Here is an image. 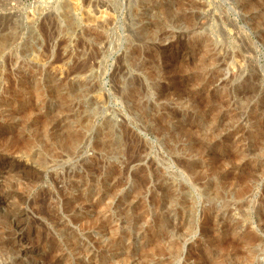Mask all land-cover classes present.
Listing matches in <instances>:
<instances>
[{"label":"rangeland","instance_id":"1","mask_svg":"<svg viewBox=\"0 0 264 264\" xmlns=\"http://www.w3.org/2000/svg\"><path fill=\"white\" fill-rule=\"evenodd\" d=\"M66 1L0 0V264H264V0Z\"/></svg>","mask_w":264,"mask_h":264},{"label":"bare ground","instance_id":"2","mask_svg":"<svg viewBox=\"0 0 264 264\" xmlns=\"http://www.w3.org/2000/svg\"><path fill=\"white\" fill-rule=\"evenodd\" d=\"M66 2H68L67 3V6H72V7H76V5H77V3H76V1L75 0H68V1H66ZM238 3V2H237ZM209 2L207 1V0H205V1H201V2H195V1H191V4H190V6L193 8V7H197L199 10H203V11H206V7H208L209 6ZM66 6V7H67ZM187 5L185 4V2L183 1V0H168V3L165 5V19H159L158 21H157V23H156V25H158L161 29V31H162V33H164L165 35H178V37L180 36H183V34H185V33H177V32H175L174 30L176 29H174L173 31H171V30H168V29H166L165 28V26L167 25V23L169 22H171L174 26H177L178 27V25H179V23H186L187 24V26H189V29L190 28H192L194 25H195V23H196V21L198 22V20L202 17V13H201V11L200 12H198V11H193V10H191L190 8L188 9V6L186 7ZM105 7V6H104ZM110 7V6H109ZM109 7H107V8H103V10H99L100 12H99V14L98 15H94L93 17H89L88 19H87V21H90V22H92V23H96V24H101V26H103V28H104V31L107 29L108 30V28L110 27V26H112L113 25V23H114V21H115V16L112 14V9H111V7L109 8ZM77 8V7H76ZM67 9V8H66ZM70 10V9H69ZM86 16V15H85ZM91 16V15H90ZM200 21V20H199ZM89 22V23H90ZM168 23V24H169ZM202 23V22H201ZM71 25V24H70ZM171 26V25H170ZM106 28V29H105ZM193 30H194V28H193ZM192 31V30H191ZM107 33V32H106ZM161 33V35H164V34H162ZM90 34H92V35H94V37L96 38V40L97 41H99V40H102V39H104V36H103V34H102V32L101 33H99V32H90ZM204 34H202L201 33V35L200 36H202L201 38L199 37V38H197L196 39V42H195V47L196 48H198V49H210V48H212V45L213 44H211L210 43V41L207 39V37H204L203 36ZM206 35V34H205ZM198 36H199V34H198ZM206 36H208V35H206ZM179 37V38H180ZM94 38V39H95ZM182 42H183V39L182 40H177V42L176 43H173L172 45H170V46H177V45H179V46H183L184 44H185V41H184V44L182 45ZM38 69V68H37ZM47 73V72H46ZM45 75V74H44ZM47 80L52 84V85H55L57 88H56V90L59 88V85L60 84H57L56 82H58V79H57V77H56V74L54 75V73L53 74H49L48 73V75H47ZM45 80V79H44ZM47 81V82H48ZM54 83V84H53ZM76 84V83H75ZM72 86H74V87H76V85H72ZM55 88V87H54ZM53 89V88H52ZM54 91V90H53ZM59 92H60V90H58ZM57 91V92H58ZM60 95H61V93H59ZM82 137L80 136V135H77V134H75V135H72V136H70V138H69V140H68V144H67V150L68 151H72V150H76V148H77V146L79 145V140L81 139ZM107 145L109 146V145H111L109 142L107 143ZM12 163V162H11ZM112 176H113V171H109V173L107 174V177H106V179H111L112 178ZM95 177V176H94ZM105 179V180H106ZM91 180V179H90ZM169 232H170V226L169 225H167L166 226V228H165V231H164V233H163V235H167V234H169ZM81 247V246H80ZM49 254V253H48ZM51 255V254H50ZM48 257V256H47ZM47 260V259H46ZM57 261V260H56ZM47 262V261H46ZM48 262H49V259H48ZM53 262H55V261H53ZM56 263V262H55ZM12 264V263H11ZM54 264V263H53Z\"/></svg>","mask_w":264,"mask_h":264}]
</instances>
